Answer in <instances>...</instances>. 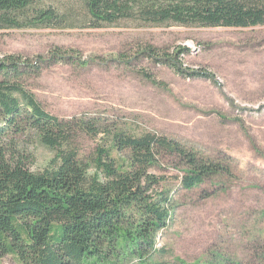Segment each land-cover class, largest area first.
Here are the masks:
<instances>
[{
    "label": "rangeland",
    "instance_id": "374dc122",
    "mask_svg": "<svg viewBox=\"0 0 264 264\" xmlns=\"http://www.w3.org/2000/svg\"><path fill=\"white\" fill-rule=\"evenodd\" d=\"M68 18L62 28L0 31V58L28 64L20 75L0 72L60 119L94 118L138 136L154 132L213 161L232 165V178L187 191L183 168L162 162L153 194L172 200V219L159 234L150 264H205L217 256L258 264L264 251V26L204 28L122 21L92 29L84 0H42ZM185 48L184 67L207 78L182 77L159 58ZM148 50L156 52L154 58ZM61 59L52 60V54ZM99 138L82 136V157ZM0 150L31 172L54 153L29 129L0 112ZM112 157L122 162L116 152ZM225 157V158H224ZM222 160V161H221ZM0 264H19L5 255ZM127 264H138L136 261Z\"/></svg>",
    "mask_w": 264,
    "mask_h": 264
},
{
    "label": "trees",
    "instance_id": "16d2710c",
    "mask_svg": "<svg viewBox=\"0 0 264 264\" xmlns=\"http://www.w3.org/2000/svg\"><path fill=\"white\" fill-rule=\"evenodd\" d=\"M42 0H0V31L62 28L68 18ZM92 29L122 21L143 25L204 28L264 26V0H84ZM151 58L156 52L147 51ZM187 49L158 61L182 77L207 78L184 67ZM54 59V60H53ZM60 56L52 54V60ZM28 64L0 59V72L20 75ZM0 112L6 122L34 132L54 156L38 173L0 150V259L19 264H150L159 234L172 219V200L153 194L163 178L151 174L162 162L183 168V189L232 178V165L213 161L154 132L138 136L105 126L94 118L60 119L29 92L0 82ZM99 138L95 154L82 157V136ZM116 152L122 162L112 157ZM225 158V157H224ZM222 161V160H221ZM258 264H264V251ZM215 264H250L216 255ZM205 264H214L210 261Z\"/></svg>",
    "mask_w": 264,
    "mask_h": 264
},
{
    "label": "built area",
    "instance_id": "2783aa9c",
    "mask_svg": "<svg viewBox=\"0 0 264 264\" xmlns=\"http://www.w3.org/2000/svg\"><path fill=\"white\" fill-rule=\"evenodd\" d=\"M1 59V58H0Z\"/></svg>",
    "mask_w": 264,
    "mask_h": 264
}]
</instances>
